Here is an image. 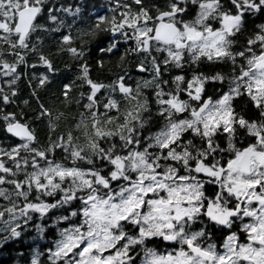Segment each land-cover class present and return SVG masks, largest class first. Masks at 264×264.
Segmentation results:
<instances>
[{
    "label": "snow or ice",
    "instance_id": "1",
    "mask_svg": "<svg viewBox=\"0 0 264 264\" xmlns=\"http://www.w3.org/2000/svg\"><path fill=\"white\" fill-rule=\"evenodd\" d=\"M92 7L0 0L7 264H264V0Z\"/></svg>",
    "mask_w": 264,
    "mask_h": 264
},
{
    "label": "trees",
    "instance_id": "2",
    "mask_svg": "<svg viewBox=\"0 0 264 264\" xmlns=\"http://www.w3.org/2000/svg\"><path fill=\"white\" fill-rule=\"evenodd\" d=\"M81 5H84L85 3L88 5V13L91 14L92 11L95 9L92 7V5H96L97 8L100 6H107V0H79ZM23 85H21L22 87ZM26 98V97H22ZM7 254H8V249H5L3 253H0V264H7Z\"/></svg>",
    "mask_w": 264,
    "mask_h": 264
}]
</instances>
